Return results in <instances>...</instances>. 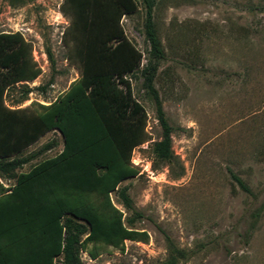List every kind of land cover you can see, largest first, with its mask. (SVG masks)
<instances>
[{
    "label": "rangeland",
    "instance_id": "rangeland-1",
    "mask_svg": "<svg viewBox=\"0 0 264 264\" xmlns=\"http://www.w3.org/2000/svg\"><path fill=\"white\" fill-rule=\"evenodd\" d=\"M137 2L138 11L121 23L142 52L143 66L149 44L145 10ZM71 21L65 0H0V33H21L41 69L36 80L22 83L31 89L25 100L22 86L7 91L8 107L38 110L80 77ZM154 21L165 52L154 87L173 129L176 161L155 159L152 149L162 138L155 104L140 71L129 75L133 96L147 114L148 139L133 153L139 175L120 186L128 188L133 210L124 207L118 192L111 198L127 219L142 215L133 228L149 238L126 241L124 249L103 245L97 259L81 253L82 262L161 264L169 237L188 254L180 264H264V0H158ZM50 142L56 146L18 173L62 151L63 138L52 131L23 155ZM1 181L8 188L14 184ZM57 263L63 264L62 257Z\"/></svg>",
    "mask_w": 264,
    "mask_h": 264
},
{
    "label": "trees",
    "instance_id": "trees-1",
    "mask_svg": "<svg viewBox=\"0 0 264 264\" xmlns=\"http://www.w3.org/2000/svg\"><path fill=\"white\" fill-rule=\"evenodd\" d=\"M157 1L141 0L149 44L142 66L143 54L121 23L138 11L137 0H65L82 71L65 93L38 110L6 105L7 91L18 85L25 100L31 89L22 83L36 80L41 69L21 33H0V264H58L61 257L63 264H83L81 253L97 259L103 245L124 249L126 241H148L146 232L133 228L142 215L127 219L111 195L118 192L124 207L133 210L128 188L120 186L139 175L132 157L148 139L147 114L133 96L129 75L140 71L155 104L162 130L152 149L155 159L176 161L173 129L154 87L158 63L165 58L154 21ZM47 56L54 66L50 49ZM52 131L61 134L62 151L18 173L56 146L50 142L23 155ZM231 177L250 192L239 177ZM1 178L14 180L13 186L5 187ZM166 239L168 256L161 264H180L188 254Z\"/></svg>",
    "mask_w": 264,
    "mask_h": 264
}]
</instances>
